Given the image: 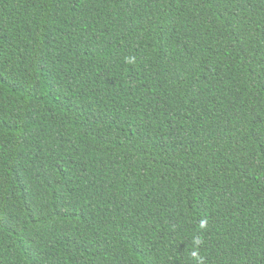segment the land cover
Masks as SVG:
<instances>
[{
    "label": "trees",
    "instance_id": "trees-1",
    "mask_svg": "<svg viewBox=\"0 0 264 264\" xmlns=\"http://www.w3.org/2000/svg\"><path fill=\"white\" fill-rule=\"evenodd\" d=\"M0 264H264V0H0Z\"/></svg>",
    "mask_w": 264,
    "mask_h": 264
}]
</instances>
